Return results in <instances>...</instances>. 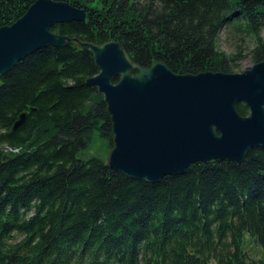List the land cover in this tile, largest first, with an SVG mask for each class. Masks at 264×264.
<instances>
[{"label": "trees", "instance_id": "obj_1", "mask_svg": "<svg viewBox=\"0 0 264 264\" xmlns=\"http://www.w3.org/2000/svg\"><path fill=\"white\" fill-rule=\"evenodd\" d=\"M35 1L0 0V28ZM60 1L87 18L54 33L117 40L142 67L158 60L181 74L237 73L242 46L220 50L223 32L253 42L254 64L264 59V0ZM98 73L88 48L71 42L0 77V264H264V148L241 164L197 162L157 183L81 158L95 133L113 147L104 97L85 83ZM237 109L250 113L245 103Z\"/></svg>", "mask_w": 264, "mask_h": 264}, {"label": "water", "instance_id": "obj_2", "mask_svg": "<svg viewBox=\"0 0 264 264\" xmlns=\"http://www.w3.org/2000/svg\"><path fill=\"white\" fill-rule=\"evenodd\" d=\"M86 18L84 8L67 1L36 0L20 19L0 28V77L40 49L71 42L87 47L99 73L85 83L103 95L112 121L110 168L157 183L197 162L241 164L250 150L264 148V59L237 73L181 74L158 60L140 66L117 40L95 44L52 31ZM239 103L249 115L239 113ZM26 117L22 113L12 131Z\"/></svg>", "mask_w": 264, "mask_h": 264}, {"label": "rangeland", "instance_id": "obj_3", "mask_svg": "<svg viewBox=\"0 0 264 264\" xmlns=\"http://www.w3.org/2000/svg\"><path fill=\"white\" fill-rule=\"evenodd\" d=\"M238 45L242 46L243 57L239 63L237 72H242L254 65L251 55V50L254 47L253 42L248 38H246L245 41H240L235 39L233 36H229L226 34V32L221 33L218 43L220 50L225 51L228 54H232L237 51ZM110 150L111 148L109 146L108 140L95 133L89 147L86 150L81 151L79 156L84 159L92 156H98L104 160H107ZM246 235L248 236L249 234ZM246 245L248 251L254 254V256H263H260L262 254V250L253 242L251 238H247Z\"/></svg>", "mask_w": 264, "mask_h": 264}]
</instances>
